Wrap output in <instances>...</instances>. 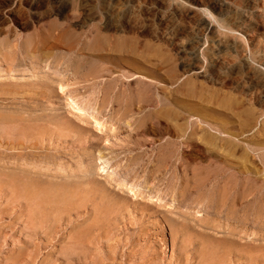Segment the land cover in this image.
I'll return each instance as SVG.
<instances>
[{
	"label": "rangeland",
	"instance_id": "1",
	"mask_svg": "<svg viewBox=\"0 0 264 264\" xmlns=\"http://www.w3.org/2000/svg\"><path fill=\"white\" fill-rule=\"evenodd\" d=\"M0 164V264H264V0H0Z\"/></svg>",
	"mask_w": 264,
	"mask_h": 264
},
{
	"label": "bare ground",
	"instance_id": "2",
	"mask_svg": "<svg viewBox=\"0 0 264 264\" xmlns=\"http://www.w3.org/2000/svg\"><path fill=\"white\" fill-rule=\"evenodd\" d=\"M56 79H57V78H56ZM31 80H32V79H31ZM12 83H13V82H12ZM2 84H3V83H2ZM6 84H7V83H6ZM42 84H43V83H42ZM14 85H15V84H14ZM7 86H8V85H7ZM46 86H47V84H46ZM49 87H50V86H49ZM5 88H6V87H5ZM5 88H4V89H5ZM14 88H15V87H14ZM25 88H26V87H25ZM52 88H53V87H52ZM6 89H7V88H6ZM8 89H9V88H8ZM50 89H51V88H50ZM11 90H12V89H11ZM47 90H48V89H47ZM47 90H46V91H47ZM6 91H7V90H6ZM23 91H24V90H23ZM41 91H42V90H41ZM49 91H50V90H49ZM53 91H54V90H53ZM10 92H11V91H10ZM13 92H14V91H13ZM47 93H48V92H47ZM49 93H51V92H49ZM15 95H16V94H15ZM21 95H22V94H21ZM3 96H4V95H3ZM30 96H31V95H30ZM156 96H157V95H156ZM8 97H9V96H8ZM2 98H3V97H2ZM31 98H32V97H31ZM33 99H34V98H33ZM153 99H154V98H153ZM152 101H153V100H152ZM172 101H173V100H172ZM169 102H170V101H169ZM160 103H161V102H160ZM175 103H176V102H175ZM196 103H197V102H196ZM171 104H172V103H171ZM156 105H157V104H156ZM166 105H167V104H166ZM168 105H169V104H168ZM189 106H190V105H189ZM200 106H201V105H200ZM161 108H162V107H161ZM78 109H79V108H78ZM188 110H190V109H188ZM74 111H75V110H74ZM77 111H78V110H77ZM81 111H83V110H81ZM94 111H95V110H94ZM175 111H176V110H175ZM80 113H81V112H80V109H79V111H78V115H80ZM82 113H86L87 116H90V113L86 112L85 109H84V111H83ZM131 113H132V112H131ZM169 114L171 115V113H169ZM169 114H168V115H169ZM188 114H189V113H188ZM170 115H169V116H170ZM176 115H177V114H176ZM178 115H179V114H178ZM92 117H93V116H92ZM155 117H156V116H155ZM171 117H172V116H171ZM173 117H174V116H173ZM176 117H177V116H176ZM173 119H174V120H173ZM173 119H172L173 122L176 121L175 118H173ZM176 119H177V118H176ZM98 120H99V119H98ZM191 120H192V119H191ZM189 121H190V120H189ZM151 122H152V121H151ZM173 122H172V123H173ZM139 123H140V122H139ZM200 123H201V122H200ZM27 124H28V123H27ZM30 124H31V123H30ZM30 124H29V125H30ZM95 125H96V126L98 125V123H97L96 121H95ZM100 125H101V124H100ZM175 125H176V123H175ZM182 125H183V124H182ZM13 126H14V125H13ZM22 126H24V125H22ZM35 126H36V125H35ZM251 126H252V125H251ZM6 127H7V126H6ZM15 127H16V126H15ZM17 127H18V126H17ZM19 127H20V126H19ZM97 127H98V126H97ZM224 127H225V126H224ZM10 128H11V127H10ZM220 128H221V127H220ZM14 129H15V128H14ZM18 129H19V128H18ZM18 129H16V130H18ZM28 129H29V128H28ZM11 130H12V129H11ZM40 130H41V129H40ZM224 130H225V129H224ZM12 131H13V130H12ZM12 131H9V132H12ZM34 131H35V130H34ZM219 131H220V130H219ZM229 131H230V130H229ZM6 132H7V130L4 132V135H3V136H6V135H5ZM38 132H40V131H38ZM16 133H17V132H16ZM34 133H35V132H34ZM21 134H22V133H21ZM29 134H30V133H29ZM37 134H38V133H37ZM7 135H8V134H7ZM26 135H27V133H26ZM26 135H25V136H26ZM230 135H231V134H230ZM230 135H229V136H230ZM20 136H21V135H20ZM21 138H23V137H21ZM32 138H33V137H32ZM10 139H11V138H10ZM24 139H25V138H24ZM21 143H22V142H21ZM30 143H31V142H30ZM32 143H33V141H32ZM5 144H6V143H5ZM8 145H9V144H8ZM23 145H24V144H23ZM30 145H31V144H30ZM38 145H39V143H38ZM5 148H6V147H5ZM12 149H13V148H12ZM27 150H28V149H27ZM241 150H242V149H241ZM241 150H240V151H241ZM14 154H15V153H14ZM224 154H225V153H224ZM101 158H102V157H101ZM98 160H100V158H98ZM102 160H103V159H102ZM100 161H101V160H100ZM101 162H102V161H101ZM0 165H1V164H0ZM1 166H2V165H1ZM101 167H102V166H101ZM2 169H3V168H2ZM7 169H8V168H7ZM15 169H16V168H15ZM13 170H14V169H13ZM20 170H21V169H20ZM25 170H26V169H25ZM120 170H121V169H120ZM7 171H8V170H7ZM7 171H6V172H7ZM113 171H114V170H113ZM27 172H28V171H27ZM12 173H13V172H11L10 174H12ZM10 174H9V175H10ZM7 176H8V175H7ZM5 179H6V178H5ZM16 179H17V178H16ZM18 180H19V179H18ZM6 181H7V180H6ZM6 181H3V182L7 183V182H9L10 180H8L7 182H6ZM25 182H26V181H25ZM36 182H37V181H36ZM10 183H13L12 179H11ZM10 183H9V184H10ZM31 183H32V182H31ZM14 184H15V183H14ZM33 184H34V183H33ZM48 184H49V183H48ZM117 184H118V183H117ZM119 184H120V183H119ZM122 184H123V183H122ZM0 186H1V185H0ZM22 186H24V184H23ZM32 186H33V185H32ZM49 186H50V185H49ZM61 186H62V185H61ZM119 186H120V185H119ZM10 187H11V186H10ZM20 187H21V186H20ZM34 187H35V186H34ZM42 187H43V186H42ZM57 187H58V186H57ZM7 188H9V187H7ZM12 188H14V186H12L11 189H12ZM28 188H29V187H28ZM39 188H40V187H39ZM62 188H63V187H62ZM64 188H65V187H64ZM21 189H22V187H21ZM26 190H27V189H26ZM44 190H45V188H44ZM57 190H58V189H57ZM57 190H56V191H57ZM10 191H11V190H10ZM13 191H14V190H13ZM62 192H63V191H62ZM67 192H68V191H67ZM10 193H11V192H10ZM15 193H17V191H16ZM19 194H20V193H19ZM27 194H28V193H27ZM42 194H43V193H42ZM10 195H11V194H10ZM29 195H30V194H29ZM65 195H67V194H65ZM11 196H12V195H11ZM36 196H37V195H36ZM40 196H41V195H40ZM44 196H45V195H44ZM63 196H64V195H63ZM20 197H21V196H20ZM46 197H47V196H46ZM109 197H110V196H109ZM52 198H53V197H52ZM63 198H64V197H63ZM15 199H16V198H15ZM15 199H14V200H15ZM21 199H22V198H21ZM26 199H27V197H26ZM33 199H34V198H33ZM54 199H55V198H54ZM64 199H65V198H64ZM19 200H20V198H19ZM34 200H35V199H34ZM43 200H44V199H43ZM10 201H11V200H10ZM12 201H13V199H12ZM32 201H33V200H32ZM44 201H45V200H44ZM41 202H42V201H41ZM47 202H48V201H47ZM47 202H46V203H47ZM65 202H67V200H66ZM14 203H15V201H14ZM14 203H12V205H13ZM52 203H53V202H52ZM60 203H61V202H60ZM37 204H38V203H37ZM39 204H40V202H39ZM42 204H43V203H42ZM28 205H29V204H28ZM33 206H34V205H33ZM33 206H32V208H33ZM39 207H40V206H39ZM32 211H33V210H32ZM178 211H179V210H178ZM77 240H78V239H77ZM70 246H71V245H70ZM68 249H69V248H68ZM79 249H80V248H79ZM75 250H76V249H75ZM76 252H77V251H76ZM72 255H73V254H72Z\"/></svg>",
	"mask_w": 264,
	"mask_h": 264
}]
</instances>
